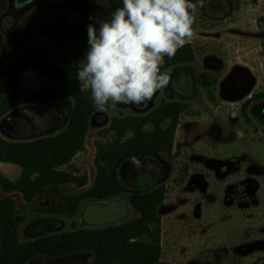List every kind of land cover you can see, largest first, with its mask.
Returning a JSON list of instances; mask_svg holds the SVG:
<instances>
[{
	"label": "rangeland",
	"instance_id": "obj_1",
	"mask_svg": "<svg viewBox=\"0 0 264 264\" xmlns=\"http://www.w3.org/2000/svg\"><path fill=\"white\" fill-rule=\"evenodd\" d=\"M25 1L18 0L17 6H23ZM57 1L41 0L45 21L55 22L64 14L71 20L78 18L74 10L66 11ZM102 1L106 10L92 16L97 29L100 20L110 19L111 13L122 7V1L115 5ZM33 8L20 10L17 17L7 10L0 24L5 26L3 18L13 17L17 25ZM192 27L194 36L189 42L196 54L192 65L200 75L210 74V86L200 87V96L189 102V109L180 118L174 150L161 158L165 166L159 184L165 186L167 194L159 208L162 255L157 264H264V96L244 107L253 95L264 92V0H205L195 13ZM30 43L35 47L50 43L47 61L52 65L83 66L88 51L81 42L56 44L50 37L37 34ZM20 56L19 49L0 46V67ZM46 86L59 87L60 83L35 69L25 72L21 80L25 92L40 91ZM62 100L73 105L72 98ZM164 100L161 90L156 106ZM135 108L132 104H117L98 112L91 122L86 150L61 167L74 174H87V185L49 186L32 202H27L20 192L9 193L0 187V199L13 197L17 201L18 218H23L22 240L73 230L81 226V219L85 225L94 226H103L109 220L99 206H83L81 218L47 209L54 203L63 205L65 195L92 187L97 175V141L110 140L113 135L107 129L112 118L133 114ZM0 133L12 141L37 139L12 138L1 127ZM0 171L17 180L22 168L4 163ZM130 194L123 187L120 210L115 215L138 216L127 203ZM93 258V253L82 252L59 258L40 256L29 264H89Z\"/></svg>",
	"mask_w": 264,
	"mask_h": 264
},
{
	"label": "trees",
	"instance_id": "obj_2",
	"mask_svg": "<svg viewBox=\"0 0 264 264\" xmlns=\"http://www.w3.org/2000/svg\"><path fill=\"white\" fill-rule=\"evenodd\" d=\"M121 1L109 0V3L115 5ZM252 1L258 3L259 0ZM57 3L66 11L74 10L78 18L71 20L64 14L55 22H47L42 18V6L37 5L9 36L0 28V46L6 44L21 51L20 57L0 67V120L21 105L73 99L69 122L57 134L12 141L0 133V164L11 163L22 168L17 180L0 171V187L9 193H22L27 202L43 195L49 186L72 183L83 187L88 184L87 174H74L61 167L86 150L92 119L102 112L94 107L90 91H80L77 74L83 66L50 64L47 54L51 44L35 47L30 39L37 34L50 37L56 44L74 40L89 48L87 27L92 24V16L106 10L107 5L102 0H59ZM9 6L10 0H0V18ZM195 59L193 44L188 42L173 59L165 57L161 71L192 65ZM31 69L52 77L60 86H46L35 92L23 91L22 77ZM200 83L208 88L210 74L202 73ZM258 96H264V92L253 95L244 107ZM110 107L111 103L108 110ZM188 109V102L164 100L148 112L114 116L107 129L112 138L107 141L99 139L96 143L94 163L97 175L92 187L81 193L65 195L63 205L54 203L47 211L76 217L84 201L120 196L123 187L114 175L119 161L132 155L172 154L181 115ZM149 124L152 126L150 130L146 128ZM166 194V188L161 184L150 190L131 192L129 200L138 213L136 217L102 227L78 226L30 240L21 239L23 218H18L16 199L3 197L0 199V264H29L40 256L59 258L82 252L94 254L89 264H157L162 255L159 208Z\"/></svg>",
	"mask_w": 264,
	"mask_h": 264
},
{
	"label": "clouds",
	"instance_id": "obj_3",
	"mask_svg": "<svg viewBox=\"0 0 264 264\" xmlns=\"http://www.w3.org/2000/svg\"><path fill=\"white\" fill-rule=\"evenodd\" d=\"M205 0H122L110 19L87 27L88 51L78 71L80 91H90L98 111L108 105H141L170 83L162 72L194 36L198 7Z\"/></svg>",
	"mask_w": 264,
	"mask_h": 264
},
{
	"label": "flooded vegetation",
	"instance_id": "obj_4",
	"mask_svg": "<svg viewBox=\"0 0 264 264\" xmlns=\"http://www.w3.org/2000/svg\"><path fill=\"white\" fill-rule=\"evenodd\" d=\"M18 0H10V6L8 8V12L10 11V13L8 14H13V16L17 17L19 14H20V10H25L26 8L28 7H36L37 5H41V0H26L23 4V6H17L18 4L16 3ZM21 5V4H20ZM7 12V11H6ZM26 15V14H25ZM24 15V16H25ZM23 16V17H24ZM22 17V18H23ZM21 18V19H22ZM4 20L8 21V17L6 18H3ZM3 20V21H4ZM20 22V21H19ZM4 25L6 26H2L0 24V28L3 30L4 34H6V36H9L11 34V32L13 31L14 27L16 26H13V27H9L6 22H4ZM6 45V44H5ZM185 70L187 69L190 73V75L192 76V91L189 93V94H186L184 92H182L181 90V86L178 84V81H174L177 76L176 74L180 73V70ZM186 71V70H185ZM169 74H172V77L170 79V83L169 85L162 89V92H163V96H164V99L166 100H177V101H182V102H190L192 99H195L196 97L200 96V87L204 88V86L201 85L200 83V74H199V71L198 69L194 66V65H189V66H179L177 68H174V69H171L170 71H168ZM176 85L178 86V88L176 87ZM161 92V90L157 91V93L155 94V96L153 97V100H150L148 101L147 103H144V104H141L139 105V109L141 108V110H136V108H138L136 105H134L136 108L134 110V113L135 112H148L150 111L151 109L155 108L156 107V104H155V101L159 95V93ZM152 127L151 124L147 125L146 128L149 129L148 127ZM150 130V129H149ZM133 156V155H132ZM154 158H156L159 163H160V167H159V170H158V173H157V179H156V182L151 186V187H148V188H143V189H138V190H130L129 188L123 186L121 183H120V173H121V170H120V164L122 163V161L127 158H123L122 160L119 161L117 167H116V170L114 172V175L116 176V178L118 179L120 185L122 187H124L125 189H128L129 191L131 192H136V191H144V190H150L152 189L153 187L157 186L160 182V179H161V172L165 166V164L163 163V160L161 159L163 155H150ZM129 157V156H128ZM131 177V173H127V178H130ZM120 196H116V197H112L110 199H107V200H87V201H84L80 207V210H79V213L78 215H80V218L82 217V211H83V206H85L86 202H90V201H98L100 202V205L99 207H102L101 209L104 210V212L107 214V217L109 218V220L107 219V221L105 222V224L103 226H107V225H110V224H113V223H117V222H120V221H123V220H126L128 218L123 216L122 219H119L117 221H112L110 222V220L112 219V214L111 213H108V208H106L105 206V203L106 201H110V200H120ZM127 203L132 207L131 203H130V200L127 201ZM98 207V208H99ZM132 209L134 210V208L132 207ZM99 212V211H98ZM100 213V212H99ZM111 214V215H110ZM81 226H84V227H89L88 225H85L84 222H82V219H81ZM91 227H102V226H91Z\"/></svg>",
	"mask_w": 264,
	"mask_h": 264
},
{
	"label": "bare ground",
	"instance_id": "obj_5",
	"mask_svg": "<svg viewBox=\"0 0 264 264\" xmlns=\"http://www.w3.org/2000/svg\"><path fill=\"white\" fill-rule=\"evenodd\" d=\"M70 113L71 106L66 100L26 104L2 118L0 127L9 137L33 139L62 131L68 123Z\"/></svg>",
	"mask_w": 264,
	"mask_h": 264
},
{
	"label": "water",
	"instance_id": "obj_6",
	"mask_svg": "<svg viewBox=\"0 0 264 264\" xmlns=\"http://www.w3.org/2000/svg\"><path fill=\"white\" fill-rule=\"evenodd\" d=\"M5 22L9 27H13L16 25V22L14 21L13 17L8 18V21L5 20ZM185 70L184 69L180 70L181 74L177 73L176 74L177 78L174 81L176 82L178 81V84L181 86L182 92L189 94L192 91V85H193L192 76L190 75L187 69ZM178 86L176 85L177 88ZM66 102L71 106V113H70V117H71L73 105L71 102L67 100ZM54 134H57V133H54ZM48 135H53V134H48ZM48 135H44V136H48ZM44 136H40V137H44ZM40 137H36V138H40ZM159 167H160L159 161L150 155L129 156L125 158L120 164V167H119L121 170L120 183L132 191L151 187L156 182ZM127 173L129 174L131 173L130 178H127V176H125L127 175ZM118 203H119V200H110V201H106L105 203L106 208H108V213L112 214V215L110 214L112 216V219L110 220V222L117 221L123 218V216L119 217L115 215V213L119 212L120 210ZM99 205H100V202L98 201H90L86 203L84 208H87L88 206H94L98 208ZM84 208H83V211H84ZM83 211H82V214H83ZM88 226H94V225L88 224Z\"/></svg>",
	"mask_w": 264,
	"mask_h": 264
},
{
	"label": "crops",
	"instance_id": "obj_7",
	"mask_svg": "<svg viewBox=\"0 0 264 264\" xmlns=\"http://www.w3.org/2000/svg\"><path fill=\"white\" fill-rule=\"evenodd\" d=\"M1 165H4V163H1L0 166H1Z\"/></svg>",
	"mask_w": 264,
	"mask_h": 264
}]
</instances>
